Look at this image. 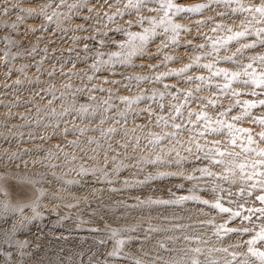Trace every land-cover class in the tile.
Returning a JSON list of instances; mask_svg holds the SVG:
<instances>
[{"label": "rangeland", "instance_id": "1", "mask_svg": "<svg viewBox=\"0 0 264 264\" xmlns=\"http://www.w3.org/2000/svg\"><path fill=\"white\" fill-rule=\"evenodd\" d=\"M29 1H31V2H29ZM28 2L32 3V2H35V0H28ZM175 2L178 3L177 0H175ZM208 2H210V1H208ZM208 2H206V3H208ZM202 3H204V2H202ZM261 3H264V0H241V4L245 8L259 6ZM47 4L48 3H46V5ZM210 4H211V2H210ZM215 4L216 3H213L214 6H215ZM49 5H51L53 8L59 7V5L57 3L51 4L49 2L48 6ZM48 6H46V7H48ZM214 6H212V7L210 6V8H211L210 10L205 9L201 13H193V14H189V15L188 14H186V15L182 14L181 17H174L175 20L176 19L181 20V21H176L178 24H181L186 29L188 28V31H181L180 32L179 37H178V42L177 43H171V41L169 40L170 34H164L162 29L161 30L157 29V35L158 36H156L154 38V40H152L155 43L150 41L153 44L150 42H149L150 44H148V49L150 50V52L149 51L145 52L146 50L144 48H147V46H146L147 44H146L145 45L146 47L144 46V48H143L145 51H144V53H142V57L133 55L131 58H129V63L133 64V65L130 64V66H133L134 69H136V70L139 69L140 73L144 72L146 76L149 75V77H146V78H150L153 81L154 80L158 81L159 83L161 81L160 84H162V85H160L158 82L157 83L160 85V87L164 86L162 88V90L167 88V87H165L166 84H167V86L169 85L167 88L168 90L170 88H172L171 90H169L171 97L168 93L169 96L168 97L166 96L167 97L166 98L164 95L165 94L167 95V93L165 92V90L167 91V89L164 90V94L162 96V97H164V99L160 98V99H162V101L164 100L163 103H165V104H167V102L172 103L174 101L175 96L176 97L181 96L180 98L182 99V101L181 100L180 101L183 104H185V103L187 104L186 106L183 105V107H186V109L193 107V108L188 109L189 111L191 110L190 112L196 113V112L206 111L208 116L213 121H215L217 118H220V119H228L229 122H233L230 119L231 116L240 115L241 109L234 107L233 112H230L227 117H219L218 114L220 111H222V109L232 108L233 106H235L236 102H234V104H233L232 103L233 101H230L232 99L234 100V98H229L230 100L228 99V96L231 94V93L229 94V91H228V94L224 93V94H226V97H224V94H221L220 92H218L217 95L220 93L221 95H223V96H221L219 94L221 97H223V99H226V100L228 99V101H230V102L227 101V103H226L225 100H221V97L219 98V96H218V99H220V101H224V102L219 103V100H217V97L214 96V95H216V92H217V91H214V89L217 90L216 87L214 86V82H213V81H215V78H213V80L209 83L207 78L210 76V73L209 72L206 73L205 72L206 70L204 68L199 67V69H198L197 66L196 67L194 66L191 69V70L194 69L192 71L194 73H191V71H190L188 73H181L179 75H170L171 73H180L181 69L185 68L187 65H190V64H192V65L193 64L194 65H197V64L203 65V64H209V63H211V64L214 63L215 65H217V67L219 66V68H225L229 71H242V70H244V68L246 67L247 64L252 63L253 67L255 68L257 73L264 71V64H261L260 62H254V61H251L248 59L249 57H252V56L264 54V47H257L255 49H243L241 47V45H243L245 43H252L256 39V37L254 35H249L245 38H241L238 41L231 42L228 45L227 50L221 49L218 55L213 50V48L211 47L212 41L224 39L228 35L232 34L231 32L228 31L229 28L232 29V32L244 31L245 28L254 32L257 29L264 28V22H258V21H260L259 14L248 13V12H235L234 13V12H232V8L239 7V5H236V4H232L230 6H225L224 4L223 5L217 4V6L215 8H214ZM0 10L2 11L1 8H0ZM145 11H143V13ZM141 13H142V11H141ZM145 13L146 14H144V15H148V11H146ZM205 13H206V15H204ZM1 14L2 13L0 12V16H1L0 21H1L2 16H3V14L2 15ZM72 15H73V12L70 13V16H72ZM202 16L204 19L202 18ZM160 17H158L157 19H159ZM175 20H174V22H175ZM201 21H203V22L205 21L204 24ZM199 23H200V25H199ZM205 24H207V25L210 24V25H208V27H207V25H205ZM216 25H223L224 27L218 29L217 31H215L213 33L212 29L214 27H216ZM236 25H238V26L240 25V27H238ZM241 25H244V27H241ZM235 26L240 28V29H236ZM19 27H20V29L24 28V30H25V27H23V25L19 26ZM149 27H151V25ZM202 27H203V29H202ZM205 27H206V29H204ZM209 27H210V29H208ZM200 28H201V30H200ZM27 29L25 31H27ZM206 30H207V32H206ZM22 31H23V29H22ZM25 31H23V32H25ZM66 31L67 30H65L64 34H66ZM159 31H160V33H159ZM156 43L159 44L158 47H157V45H155ZM151 45H152L151 48L154 51L156 50L157 52H153V50L150 48ZM153 45H155L157 48L154 47ZM165 45H167V46H165ZM201 45H204V47H200ZM238 48L240 49L239 52L237 51ZM15 52H16L15 49L10 50L8 55H7L8 62L10 63L11 68H13V67L16 68L18 66V63L16 62V58H15ZM152 52H153V54H150V55L148 54V53H152ZM158 52L160 53V55L158 54ZM155 54H157V55H155ZM143 55H145V56H143ZM233 55H234V59H235L234 63L233 62H223V57L233 56ZM197 57H200L199 61H196ZM218 60L220 61L219 63H217ZM54 61H56V60H54ZM142 62L143 63L146 62V63L143 64ZM197 70H199V72ZM213 70H215V68ZM195 71L198 72L199 74L201 73L203 76L206 73L204 76L205 77L204 82H201V81L195 79V77H197L199 75V74L196 75L197 73ZM249 71H251V69H249ZM202 72H204V73H202ZM193 74L196 76H194ZM150 76H152L153 78ZM158 76L162 77L160 81L156 79V77H158ZM189 77H192L193 79L191 81H189ZM217 79L218 78H216V80ZM220 79H222V78H220ZM108 80L110 81L112 79H107L106 81H104V83L106 82L105 85L107 84V82H109ZM117 80L116 81L119 82L118 85L116 82L114 83V81H115L114 79L111 81L114 83V85L111 83V85L113 86L112 90L115 88L114 90L116 93H113L114 91L112 92V90L108 91V92H110L109 93L110 95H113L112 98L116 102H118L120 100V97L123 93H124L123 95L126 94L128 96V95L135 94V93L137 94L138 92L140 93L142 90V88H140L141 86L138 87L139 85L137 84L138 85L137 86L136 84H133L134 82L132 83V85L131 84L129 85V83H127L129 80H127V79H125V80H127L126 83H125L124 79L123 80L117 79ZM119 80H121V82L124 81V83H121ZM148 81L151 83L153 82L149 79H148ZM148 81L146 83H149ZM162 82H164V83H162ZM212 83H213V85H211ZM108 84H109V86H108ZM108 84H107L108 87L107 86L106 87L108 89H110L109 88V87H111L110 82ZM233 84H235V82ZM238 84H235L232 86L233 88L235 86L237 87L238 91H236V87L234 88V91H236V92H239V89H240L239 88L240 84L239 85ZM16 85H17V87H16ZM16 85L14 84L13 86H15V88H18V89L19 88L22 89V86L24 89H25V87H28L30 89H32L31 87H33L32 85L30 87V86H28V85L26 86L24 84L20 86L19 83H16ZM116 85L118 86L117 88L115 87ZM13 86L11 87V90L17 91L18 89L15 90V88ZM197 87L200 88L199 91H196ZM35 88H38V87H35ZM248 88H250V90H251L252 87L249 86ZM21 89H19V91H21ZM30 89H29V91H30ZM38 89L31 90L30 91L31 93L27 89L28 92H26V93L31 95L32 97L31 96L30 97L34 100V98H36L35 96L39 92ZM97 89L93 88V90H92L93 100L97 104L102 106L103 105L102 97H97V95H99L101 90L104 89L107 92L108 89H105V86L103 88H99L98 90H100V91H98ZM212 90L214 92H212ZM253 90H255V89H253ZM41 91L42 90H40V93H39L40 95L42 94ZM97 91L99 93H97ZM174 91H176L177 93H175ZM232 91H233V89H231V92ZM171 92L172 93L174 92L175 94H177V95L179 94V95L177 96L173 93L174 96H172ZM189 92L192 93L193 99L186 100L185 94L189 93ZM212 93H215V94H212ZM32 94H35V95H32ZM39 94H38V96L40 97ZM212 95H213V98H215L214 101L216 103H218L217 105H220L222 107H213L207 103L208 100H213ZM116 97H117V99L119 98L118 101H117ZM169 97L173 101H170L168 99ZM244 97L248 98V96H243V98ZM251 97H254V96H249L248 99H250ZM112 98H111V100H112ZM241 98H242V96L239 97L240 100H241ZM254 98H251V100H253ZM256 98H255V100H256ZM260 98H264V96H261ZM37 99H39V98H36L35 100H37ZM160 99H157L156 103H158V101ZM242 101H243V99H242ZM61 103L62 102H55L54 106L57 109H61L62 108ZM223 103L227 104L228 107L227 106L223 107V105H224ZM228 103H230V104L232 103V105H230L231 107L229 106ZM158 104L160 105V103H158ZM159 105L156 104L155 105L156 108L159 107ZM225 107H227V108H225ZM235 109H239V111L235 110ZM184 110H185V108H184ZM188 110L187 111L185 110V112H184L182 109V111H183V112H181L182 115L184 113L185 114L187 113L186 115H183V117H182V115L179 117L176 116V112H174L171 115H167L165 117H166V128H167V131L169 132V133L167 132L168 137L166 140H168L167 142L171 143L172 146H174L175 152H174L173 156H174V158L177 157L176 158L177 160L174 158L173 159L178 162V165L175 166V169L178 168L179 169L177 171L178 173L180 171L183 173V175L185 174V178L181 174L182 175L181 177H183L182 179H184V184L181 186H185V187L189 186V188H187V187H186L187 189H185V187L182 188L180 185H177V183H174L173 181H168V180L165 181L162 178L158 179V177L156 176L157 180L155 178H152L154 180H150L151 177H149L146 179V181L148 180L147 183H145L146 181H144L145 184L140 185V186L143 185L142 187L138 186L139 187V188L137 187L138 189L136 188L134 190H131V191L127 192V193H129L128 195H122L120 197L115 196L114 190L116 188V185H115L114 181H115V177H116L115 173L117 170L120 169L121 165L118 167L114 166L115 170L110 171L107 167L97 165L96 163L90 164L89 167H79V165L74 163V161H70L71 165L65 166V169L61 171L59 168L60 166H57L56 164L58 163V161H64L66 159V157H65L66 155L64 153H66L67 151L69 152V149L67 151H66V149L69 146L72 147L71 144H74L73 142L68 143V146L66 144L67 142L60 143V146H61V144H64L61 146L62 148L59 145L58 146L55 145L57 148H55L54 152L57 153L58 156L56 159H53L52 161L50 160L47 162V163H49V162L53 163V165L49 163L51 166L48 164H47L48 166H46V164H44L47 161L46 160L47 158L45 157V155L47 156L46 150H48V147H44V150L46 149L44 151L43 149H40L39 147L38 148H31L29 146L28 147L22 146V144L24 145V143L28 144L30 142L31 139L29 140V138H32V140H34L36 138V140H34V141H38V142L45 141V140H43L45 138L46 140L48 139V141L47 142L45 141L43 143H48L50 141L49 139H51V137L54 134L57 135V133H60L63 130V127L59 126V124H58L59 119H58L57 115H50L49 113H43L40 116V123L38 125H36L35 127L33 126L34 129H32V131L30 130L31 133L26 132V130L28 128H31L30 126L28 128H26V130L22 129L26 133L25 132L23 133L22 131H20L22 133H19L18 128H17V130H13L14 128L12 129V127L9 128L10 131L8 130V132H7L8 135H5L6 134L5 131H3L4 132L3 134L1 132V134H2V135H0V168L1 169L2 168L4 170L7 169L8 171H13V172L18 171V173L22 172L21 174H23L25 172L23 175H27V176L32 175L30 177H33V178L34 177L46 178V179H50V181L53 179V178H51L52 175H54L55 173H57V175L56 174H55L56 176L54 175V178L56 180L55 179H54L55 181L52 180L54 182H52L53 187L50 190L51 192L49 191V193L44 196L45 198L43 199V201H46V202H40V197H42L41 196L42 193L37 190V193L34 194L32 197H30L29 200L26 199V201H19L16 203L7 201L8 205L10 203V205H9V208L11 207L10 209H12V208L18 209V208L23 207L24 208L23 212L16 211L15 213L14 212L13 213L12 212L4 213L3 211H0V264H121L122 262H123L122 264H127V261H128V264L129 263L132 264L134 260L136 262H139V264H141V263H143V264H190V258L194 255H196L197 258L201 261V264H204L203 260H205V259L209 260V261H211V260L222 261L223 259L230 258L229 253L232 251H243V252L245 251L246 252L247 251L246 246H244L240 249H236L233 247V245L240 244L243 241H247L246 236H247V238L251 239L250 236L248 237V234L240 235L238 233H228L227 235H224L223 233H221V235L219 237L218 236L216 237L214 235V233H213V231L215 232L214 225L215 224L217 225V223L220 224L221 219H223L222 224L225 223L226 220H225V222H223L224 219H226L225 215L227 216L229 214L219 213L218 210L211 208L209 205L211 203L215 202L217 196L219 195V196L223 197V199L221 200L223 205L225 207H231L234 211L237 210V202H243L245 204L246 208L247 207L259 208L262 205L259 203V201L255 200V197L257 195H264V191L260 190L259 185H257L256 189H251L249 183H242L239 179L238 170H237V176L235 177V179L237 180V183L236 184H229L223 180H218L216 178L219 175L225 174L224 169L221 166H211V165H209V162H207L208 163V166H207L206 165L207 163L205 164L202 161H200L201 163H199L197 155L200 152H197V149L195 148V146H196L195 144L196 143L200 144L201 143L200 140L203 139L202 142L204 143L205 142L204 140L208 141L209 143L208 142H205V143L208 144V147H211L212 146L211 142H213L211 140L215 141V139H214L215 135H213V136L211 135L213 138L210 135H207V136H205V138L207 137L206 139H204L203 137H201L202 139H200V138L195 139L196 137H200L195 133V131L197 129L196 127L197 126L199 127L200 123H199V121L197 123L195 122V121H197V118L195 115L189 116ZM234 110H235V112H234ZM258 110H259V108H258ZM258 110L257 111H256V109L253 110L254 116L264 117V116H261L263 112H261L260 110L258 111ZM3 113H1V114H3ZM5 113H6V110H5ZM259 113H261V115H259ZM263 115H264V113H263ZM173 118H174V121L172 120ZM176 118H178V119L182 118L183 120L181 119L182 120V122H181L180 120H178ZM171 120L173 123L171 122ZM143 121L144 120H142L141 116H139L138 114H135V115H133V117H131L129 115V117L127 119H125L124 122L131 124L132 122L141 123ZM175 121L176 122L178 121L179 125H180V123L183 124L180 126H182V127L184 126L183 128H181L182 130L179 129V131L181 130L182 133H184V135H183L184 137L182 136L183 137L182 139L178 135L179 134L177 132L178 129L172 127V125L175 123ZM62 122L64 123V127H70L73 125V120L71 119V117H69L67 115L62 116ZM170 122L172 123L171 126L169 125V124H171ZM235 123H236L237 127L249 129L253 133V139L256 141L255 144L260 143L262 145V147L260 145L261 148L258 149L257 145L253 144L254 148H256L257 150L264 149V146H263L264 144L262 142H260L259 138H258V134L261 131H264V128L255 125L253 123V121L250 119H246L244 121L235 122ZM194 124H195V126L196 125L197 126L195 127ZM191 125L194 128H192ZM149 126H151V124ZM185 126L187 128H185ZM151 127L158 130V134L162 133V132L159 133V131H161L160 128H158L156 126H151ZM201 127H202V125L199 127V130L201 129ZM191 129H193V130H191ZM201 130H203V129H201ZM27 131H29V130H27ZM174 131H175V133H174ZM176 132L178 134H176ZM196 132L198 133V130ZM194 133H195V135H194ZM160 135H162V134H160ZM220 136L221 135H218V137L215 136V138H218V141L221 142L222 150L233 151V148L228 143H226V141L229 140V137L227 135H225L224 137H228V138H224L223 136H221V139H220L219 138ZM27 138H28V141H25V140H27ZM37 138L38 139L40 138L39 139L40 141ZM41 140H43V141H41ZM166 140L163 141V143L166 142ZM193 140H199V141H197V142L195 141L196 142L195 143ZM51 141H52V139H51ZM167 142L165 144H167ZM173 143H174V145H173ZM203 143H201V147L206 148L207 146H205V143L204 144ZM149 144L150 143H148V142L143 143L141 146H138L139 150L150 149ZM76 145H77L76 151H72V149H73L72 148L70 150V152L72 151L73 153H76V154H82L84 151L88 150V153H94V154H98L101 156L104 155L106 152V147L103 143H96V142L89 141L87 143V147L84 143L79 144V145L76 144ZM63 146H64L65 151L63 150ZM138 147L135 146L133 148H138ZM258 147H259V144H258ZM50 148L51 147H49V150L54 149L53 147L51 149ZM189 149H191V151H189ZM73 150H75V148ZM235 151L240 152V148L237 147L235 149ZM177 153H179V155H177ZM183 156L193 157L192 159L190 157V160L194 159L193 163L196 164L198 162L199 165L198 164L196 166L194 164H193L194 166L190 165V164H192V162H189L187 164L186 161H184ZM195 157H197V159ZM42 159H44V161H45L44 163L42 162L43 161ZM258 159H260V158L254 156V155L246 157L245 154H243V153H241L239 156L235 157V160L237 163L246 161V163L249 166H251V164L255 163ZM174 160L170 159L169 163H171V161L174 162ZM166 161L168 162V160H166ZM167 162H166V164L164 162V165L167 166V164H168ZM48 167L51 168V170H52V168L53 169L55 168L56 171L58 169L59 170L57 172H55V171L51 172ZM204 167H210V170L213 172L214 175L212 177L206 176L207 178H205V175L201 176L203 174L201 172H199L198 169H201ZM44 170L45 171L49 170V171L45 172ZM39 171H40V173H39ZM89 171H94L97 174V176L98 175L101 176V179L100 180L96 179V181H93V180L82 181V179L80 180L79 174H77L78 176L76 175V173H78V172L87 173ZM247 171L250 172L251 167H249L247 169ZM257 171L258 172L264 171V168H257ZM42 172H45L46 174L44 173V175H43V174H41ZM49 172H51V173H49ZM48 173L51 175H48ZM52 173H54V174H52ZM40 174H41V176H39ZM157 174L160 175V171ZM58 176H59V178L61 177L63 179L60 178L58 180ZM186 176L187 177H194V179H189L190 183H188L189 180L187 179V183H188L187 184V183H185L186 182ZM77 177H78L79 181L77 180ZM199 177L201 180L198 179ZM201 177H204V178H201ZM74 178H76V179H74ZM202 179L204 181H202ZM207 179H209V180H207ZM212 179H214V180H212ZM259 179H264V177L258 176V177L254 178V180H259ZM74 180L77 182H74ZM164 181H165V184H164ZM167 181H168V184H167ZM201 181L203 183L205 182L204 184L207 187V189L205 188L204 185L202 186L203 183ZM219 181H221V182H219ZM46 182H47V180H46ZM48 182H49V180H48ZM48 182H47V184H48ZM206 182H210L212 188L209 187L210 186L209 183H207V185H206ZM156 183L158 184L159 188L156 186ZM172 183H174V184H172ZM213 183H214V185H220L224 189V192L223 193H214L213 188L215 186L214 185L212 186ZM42 184H44V183H42ZM151 184H153V186ZM171 184L175 185V186H173V188L171 187V189H173V190H174V188L176 190L178 189L175 192H178V191L181 192L182 191L181 195L186 194V196L193 194L191 191L192 189H194V188L197 189V191L195 192V195L199 196L200 200H208L209 205H205V204L201 203L200 200H193L196 202H193L192 200H190L193 203L190 201L186 202L183 200L184 202H186V204L189 203V204H187L189 206H187L183 201L179 200V198H181V195L179 196V194H178V196H176L177 194L176 195L174 194V196H176V198L179 197L178 199L173 198L174 199L173 201H176V202H174L175 204H177V205L174 204L176 207L173 204L166 206L165 205L166 199L163 198V192L162 191H164V189H166V187L170 188L169 186H172ZM164 185L165 186L167 185V186L165 187ZM151 186H152V188H151ZM199 186H201V188ZM0 188L5 190L4 189L5 186L3 185L2 182H0ZM202 188L205 190H203ZM241 188H244L247 191H252V193H253L252 196L247 197L246 200H244V201H240V198L237 194L239 193ZM184 190L185 191L188 190V192L186 191L184 193L183 192ZM229 192L232 193V196L228 195ZM160 194H162V195H160ZM34 196L36 198H34ZM149 200L164 201V203H153V204L141 203V201H149ZM230 200L233 202L229 203ZM35 201L37 203H35ZM39 202H40V204H38ZM181 202H183L185 205L182 204ZM194 203H196V204L194 205ZM34 204H36V205H34ZM181 205H184L185 207H189V208L191 206V208L190 209L186 208V209L182 210V208H185V207H182ZM173 206L175 208L171 209ZM177 206H179V207H177ZM33 209H35V210H33ZM47 211H50V212L54 211V213H56L53 216V218H51V221L45 219V216L43 215L44 212L46 213ZM57 214H59V215H57ZM33 215L34 216L36 215L37 218H39V220L41 218L42 221L40 220V222H42L44 225L45 224L46 225L44 226L42 223H40L37 218L33 217ZM56 215H57V217H60V218L55 217ZM121 215L123 217H126V218H123ZM166 215H168V216H166ZM40 216H42L43 219ZM69 216H71L70 219H68ZM162 216H164V217H162ZM201 217H203V221H200V220H202ZM31 218L34 220V222L37 221L39 223L36 224L37 222L34 223V222H32L33 220L29 222L28 220L29 219L31 220ZM118 218H120V220ZM161 218L162 219L166 218L167 220H168V218L169 219L171 218L172 220L170 219L171 220L170 222L171 223L173 222L172 227L167 228V229H153V228L151 229L150 226L152 225V222L155 223V221H157L158 219L160 220ZM196 218L201 223L206 221V218L209 219L206 221V224H208V225H204L205 223L201 224L202 226L198 225V224H200V222L197 223L198 221L196 220ZM204 218H205V220H204ZM162 219H161V221H163ZM211 219L213 220V222H216V221L217 222L215 224L210 223ZM55 220L57 222H58V220H60V222H58L59 224L57 222H55ZM85 221H86V224L101 226L102 228H99V229H101V231H99L98 233L97 232L96 233L95 232H92V233L87 232V234H86V232L84 233V231L83 232L79 231L80 233L78 231H73L74 230L73 228H75V230H76L77 227L80 226L81 224L84 225ZM195 221H197V222H195ZM208 221H210V222H208ZM259 221L260 220L258 218H256V216H253V223H251V224H249L247 221H242L240 218H236V219L230 220V221L227 220V226L231 227V228H238V229H242L243 227H249L250 232H251V234H249V235L252 236L253 233H255L256 231H259V225L261 223V221L260 222ZM31 222L33 223L32 226L30 224ZM49 222H54L56 225L58 224L57 227L63 226V227H61L62 230H59L61 228H57V227L55 228V224L53 226V223H50V225H51L50 226L48 224ZM67 222L69 223V225H67L68 224ZM192 222H193V224H192ZM194 222L196 224H194ZM256 222H258L259 224ZM65 223H66V225H65ZM74 223H77L78 226L76 227L74 225ZM254 223L257 224L258 226L257 225L255 226ZM28 224H30V225L27 226L28 228H26V225H28ZM70 224H72L74 227L71 226ZM48 225H49V227H48ZM194 225L197 227L201 226L200 229L201 228H203V229L198 230L199 227L195 228ZM209 225H211V226H209ZM52 226L54 228H52ZM144 226L145 227L149 226L146 228H150V229L148 231L147 230L143 231V230H145ZM204 226H206V227L208 226V227L206 228ZM15 227L17 229H20V230L22 229V227H25L26 230L22 229L23 231L22 230L18 231ZM29 227L33 228V229L31 231H29V229H30ZM69 227H70V229H69ZM191 227H193L195 229H192ZM65 228L68 230L67 233H70L73 231L71 233V235L70 234L66 235L67 230ZM14 229H16V231H18L19 233L16 232ZM132 229H134V231ZM196 229L198 231H196ZM63 230H65V231H63ZM114 230L119 233V236L114 237L112 235V232ZM138 230H139V232H138ZM140 230L143 232L141 233ZM60 231H62L63 233L61 232L62 234H60L59 233ZM24 232H25V234H27L26 237L24 235ZM30 232L31 233L33 232L34 234L31 235ZM74 232L75 233L78 232L80 235L79 234H78L79 236L75 235ZM199 232H202L201 234L204 237L202 240L207 241L206 243L191 242V241L185 239L186 236L187 237H194V236L200 237L201 234ZM204 232H206L207 234ZM208 233H209V236H208ZM20 234H21V236H20ZM22 235H23V237H22ZM140 235H142L144 237L143 238L144 240L142 239V236H140ZM205 235H207V237ZM18 236L22 237V239H25V238H28V239L22 240L21 238H18ZM135 237L138 239V241L136 240ZM201 238H202V236H201ZM207 238H209V239H207ZM119 239H123L125 241V243L123 245L118 246L117 240H119ZM140 239L143 241H141ZM194 247H200L202 249V253L201 254H195V253L188 251V249L194 248ZM245 247H246V249H245ZM257 247H259L261 249L263 248L262 250H264V242L259 243L257 245ZM220 248H228L229 253L213 251V249H220ZM113 251H116L117 253H119V255L121 253H123V255H125L126 257L128 254V256H130L129 257L130 260L127 259L128 257L126 259H123V261H122V259L120 261V259L116 260V258H112V257H114V255H111V253ZM124 253H127V254H124ZM119 255H117V256H119ZM132 258H134V259H132ZM124 261H126V262H124ZM140 261H141V263H140ZM136 262H134L133 264H137Z\"/></svg>", "mask_w": 264, "mask_h": 264}, {"label": "bare ground", "instance_id": "2", "mask_svg": "<svg viewBox=\"0 0 264 264\" xmlns=\"http://www.w3.org/2000/svg\"><path fill=\"white\" fill-rule=\"evenodd\" d=\"M205 1L208 2L210 0H177L178 4H180L181 6H184V7H189V6H192L195 4H201L202 2L206 3ZM29 2H31V1H29ZM29 2H28V0H0V6H1L0 8L3 11L2 12L0 10V12L3 14L2 19L0 21V135H2L4 133L3 131H5V133H6L5 135H8L7 132L9 130V128H11V127H12V129L14 128L13 130H17V128H18L19 133H22V132L24 133L25 131L22 129L26 130V128H28L30 126L31 128H28L27 130H29V131L26 130V132L31 133L30 130L32 131V129H34V127L40 123V116L43 113H49L50 115H57L58 119H59L58 124L60 127H63V130L60 133H57V135L54 134L51 137L52 141H51V139H49L50 141L48 143L50 145L48 143H43L45 141L46 142L48 141V139L46 140L44 137H43L44 138L43 140H45V141L41 140L43 142L34 141V140H36V138L35 139L33 138L34 140H32V138H29V140L31 139L32 141L30 140V142L28 144L24 143L25 146L22 144L23 147H28V146L31 148H38L39 147L40 149H43V150H44V147H48V150H49V147H51V148L53 147L54 149L50 148L51 150H49V151L45 149L48 152V153L46 152L47 156L45 155V157L47 158L46 159L47 161L45 162L44 161L45 158L43 157L44 159H42L43 160L42 162L43 163L45 162L44 164H46V166H48L50 164L53 165V163L49 162L50 163L49 164L47 162L50 160L52 161L53 159H56L58 156V154L54 152L55 148H57L55 145L60 146V143L67 142L66 144L68 146V143L73 142L74 144H71L72 147L69 146L66 149V151L69 149V152L67 151L66 153H64L66 155L65 156L66 159L64 161H58V163L56 165L60 166L59 168L61 171L65 169V166L71 165L70 161H74V163L79 165V167H89L90 164L96 163L97 165L107 167L110 171L115 170L114 166L118 167L121 165L120 169L117 170L115 173L116 177H115L114 183L116 185V188H115L114 192H115V196H117V197H120L122 195H128L129 193H127V192L136 189L141 184L147 183L148 180L146 181V179L149 177H151L150 180H154L152 178L156 179V176H157L158 179L162 178L165 181L166 180L173 181L174 183H177V185H180V186L183 185L184 179H182V178L183 177L185 178V174L183 175V173L180 171H179V173H180L179 174L177 172L179 169L178 168L175 169V166L178 165V162L176 161L177 157L174 158V156H173L174 152H175V148H174V146H172L171 143L167 142L168 140H166L169 132L167 131V128H166V117L165 116L171 115L174 112H176L177 107H180L181 112H183V111L185 112V110L187 111L188 109L193 108V107H190L187 109H186V107H183V105L186 106L187 104L186 103L183 104L181 102L182 101V99L180 98L181 96L180 97L175 96L174 101L172 99H170L171 95L169 93V90H171L172 88H170L168 90L167 89L168 87H167V88H165V89H167V91L165 89L162 90V88L164 86L160 87V85H162V84H160L161 79L159 80L160 83L158 81L154 80L156 82L155 83L150 78L139 79V80L136 79L137 77L146 78V77H149V75L146 76L144 72L140 73L139 69H138L139 70L138 71V70L134 69L133 66H130V64H132V63H129V59H127L124 62H121L120 60H116V59L111 57L112 53L125 51L124 49L117 47V45L127 42L128 36L125 35V33H127V32H131V33L143 32L144 28H149V26H150L149 23H147V18H149V17L158 18L163 13L160 11H148V15H144V14H146L145 12L147 10L146 11L142 10V13L140 11L139 13L129 14V10L123 6L126 3V0H35V2H32V3H29ZM49 2L51 4L57 3L59 5V7L53 8L51 5L48 6ZM46 3H48V4L46 5ZM208 3H210V2H208ZM221 5H223V4H221ZM44 6L45 7L48 6V7L45 8ZM210 6L211 7L214 6L213 3H211ZM216 6H217V4H215L214 8ZM146 7L149 9H153V8H156L157 6L154 4H149ZM210 9L211 8H208V10H210ZM5 11H7V14H5ZM143 11H145V12L143 13ZM71 12H73L72 16H70ZM29 13H32V15H29ZM120 13H124V15L121 16ZM53 14H55V15H53ZM204 15H206V13ZM203 16H202V18H203ZM47 17H51V19L49 20V19H47ZM109 17H112V19H109ZM141 17L145 18V22H144L143 26H140V24H139V20L141 19ZM176 21H181V20L176 19L175 23H177ZM204 22H202V23L204 24ZM22 25H23V27H25V30L28 28L27 31H25L24 28L20 29L19 26H22ZM199 25H200V23H199ZM205 25H207V24H205ZM208 25H210V24H208ZM208 25H207V27H208ZM236 26H238V25H236ZM203 27H202V29H203ZM238 27H240V25ZM238 27H236V29H240ZM22 29L25 32H23ZM117 29H119L120 31H117ZM204 29H206V27ZM208 29H210V27ZM65 30H67L66 34H64ZM158 30H161V29H158ZM200 30H201V28H200ZM207 30H206V32H207ZM212 32L214 33V31H212ZM159 33H160V31H159ZM152 42H154V41H152ZM152 42H150V43H152ZM150 43H148V44H150ZM148 44L146 45L147 48L143 47L146 51L142 48L139 50V52L135 56H141L142 57V53H144V51L150 52V50L148 49ZM155 45H157V47L159 46V44H157V43ZM155 45H153V46L156 47ZM151 47H152V45L150 46V48ZM13 49L16 50L15 58H16V62L18 63V66L16 68L15 67L11 68L10 63L8 62V57H7L9 51L13 50ZM153 52H157V51L153 50ZM153 52L148 53V54L149 55L153 54ZM158 54L160 55L159 52H158ZM145 55H143V56H145ZM155 55H157V54H155ZM54 60H56V61H54ZM144 63H146V62H144ZM212 64H214V63H212ZM94 65H95V67H93ZM215 66L217 67V65H215ZM215 66H214V68H215ZM197 68L199 69L198 66H197ZM193 70H190L191 73H194V72H192ZM197 71L199 72V70H197ZM198 72H196L197 74L196 73L195 74L198 75L199 74ZM205 72L207 73L208 71L206 70ZM202 73H204V72H202ZM205 74H204V76H205ZM196 75H194V76H196ZM199 75L203 76L201 73ZM150 77H152V76H150ZM107 79H112V80L114 79L115 80L114 83L116 82L117 85L119 83V82H117L118 81L117 79H122V80L127 79L130 82L131 81L132 82L130 83L129 81L127 82V80H125V83L127 82V83H129V85L130 84L132 85V83L134 82L133 84H136V85L138 84L139 86L138 85L137 86L138 87L141 86L140 88H142V90L140 89L141 90L140 93L138 92L137 94L135 93V94H131L128 96L126 94H125L126 96L123 95L124 94L123 93L121 95L119 101H118L119 98L117 99V97H116V99L118 101V102H116L112 98L113 95H110L109 94L110 92H108V91H111L113 88L111 83L113 85H114V83L111 82L112 80H110V81L108 80L110 82V85H111V87H109L110 89H108L107 87L109 86V84H108L109 82H107L108 86H107V84L105 85L106 82L104 83V81H106ZM148 79L153 81L154 83L149 82ZM146 80L149 83H146L147 82ZM119 81L121 82V80H119ZM213 82H214V86L216 84L222 85L224 83V81L220 78H218L217 80L215 78V81H213ZM16 83H19L20 86L24 84V85H26V86L28 85L30 87L32 85L33 87H31L32 89H30L28 87H25V89H24L22 86V89L19 88V89H21V91H19L18 88H15V86H13L14 84L16 85ZM121 83H124V81H122ZM162 83H164V82H162ZM238 83L235 82V84H238ZM235 84H233V85H235ZM17 85H16V87H17ZM117 85L115 86L116 88L118 87ZM211 85H213V83ZM12 86L15 88V90H17V89L18 90L17 91L11 90ZM34 86L38 87L39 89L35 88ZM104 86H105V89H108L107 92L104 89H103L104 91L98 90L99 88H103ZM239 86L238 87L240 88L239 89L240 93H251L253 91H258V92L260 91L259 89L253 90L254 89L253 87L250 90V88H248L249 86H244V85L242 86V84H240ZM34 88L38 89V91H39L38 94L40 93V90H42L41 91L42 94L41 95L39 94L40 97L38 96V94L35 96L36 98H39L37 100H35L36 98H34V100H33L31 98L32 96L29 95L28 93H26L29 91V89H30V91L35 90ZM93 88H95V89L98 88L97 90L100 91V93L97 91V93H99V95H97V97H102V100H103L102 106L97 104L93 100V95H92ZM234 88L232 87L233 91H234ZM27 89H28V91H27ZM114 89L112 90V92L114 91L113 93H116ZM164 90L167 93V95L166 94L164 95L165 97L166 96L168 97L170 95V97L168 99L170 101H173L172 103L170 102L171 104L168 103L167 101H166L167 104H165V103H163L164 100L162 101V99H160V98L164 99V97H162L164 94ZM214 91H217L216 95H214V96L217 97V100H219V103L224 102V101H220V99H218V96L220 98L223 95H221L220 93L219 94L221 96L219 94L217 95V93L219 92L218 90L214 89ZM214 91L212 90V92H214ZM236 91H238L237 87H236ZM174 92L177 93L176 91H174ZM168 93H169V95H168ZM173 93H172V96H174ZM230 93H231V90H229V94ZM35 94H32V95H35ZM212 94H215V93H212ZM226 94H228V92ZM226 94H224V97H226ZM175 95H177V94H175ZM229 96H228V99L232 98L231 94ZM241 96H242L241 101H242V99L243 100H245V99L251 100V98H254V97H251L250 99H248L249 96H251V95H241ZM243 96H248V98L244 97L245 98L244 99ZM137 97H143V99H141L139 101V103H134V104H128V103L124 102L125 99L133 100ZM111 98H112V100H111ZM255 98L253 100H255ZM157 99H160L158 101V103H160V105L158 103H156ZM212 99L215 100V98H213V95H212ZM228 99L226 100V99H223V97H221V100H225L226 103H227ZM234 100L232 99L230 101H233L232 103L234 104V102H236V100L235 101ZM230 101H228V102H230ZM55 102H62L61 103L62 108L57 109L54 106ZM155 103L157 105H159V107L156 108ZM232 103L231 104L228 103L229 106L232 105ZM216 104H218V103H216ZM224 106L228 107L227 104H224L223 107ZM227 107H225V108H227ZM184 108H185V110H184ZM232 108H234V106ZM182 109H183V111H182ZM5 110H6V113H5ZM224 110H226V109H222V111H224ZM235 110L239 111V109H235ZM235 110H234V112H235ZM257 110L258 109H256V111ZM259 110L264 113V108H259ZM190 111L188 110V113ZM1 113H3V114H1ZM263 113H262V115H261V113H259V115L264 116ZM135 114H138L139 116H141L142 120H144V121L141 123L132 122L131 124L124 122L125 119H127L129 117V115L131 117H133V115H135ZM186 114L184 113L183 115H186ZM63 115H67V116L71 117V119L73 120L72 126L64 127V123L62 122V116ZM183 115H182V117H183ZM176 119H178V118H176ZM181 119L182 118H180L178 120H180L182 122L183 119L182 120ZM172 120L174 121V118ZM172 120H171V122H172ZM177 122L175 121L174 124H179V122L178 123ZM195 122L197 123L198 121H195ZM172 123L169 125L171 126ZM199 123H200V125H199V127H200L202 125V123L200 121H199ZM150 124H151V126H156V127L160 128L161 131H159V133L162 132V133H160L162 135L158 134V130L149 126ZM195 124H194V126H195ZM180 125H183V124L180 123ZM183 127L180 126L179 129H181ZM191 127H192V125H191ZM199 127L198 126L196 127L197 128L196 131L198 130V133L200 131H202L201 129H203L201 127V129L199 130ZM185 128H187V127L185 126ZM192 128H194V127H192ZM179 129L177 130V132L179 134L177 132H176V134H178L182 139L184 137L183 136L184 133H182V131H181L182 129L180 130L181 132L179 131ZM191 130H193V129H191ZM20 131H22V132H20ZM175 131H174V133H175ZM196 131H195V133L197 134ZM1 132H2V134H1ZM195 133H194V135H195ZM215 136L218 137V135H215ZM215 136H214V139H215V141H217L218 138H215ZM221 136L224 137L225 135H221ZM221 136L219 137L220 139H221ZM197 138L202 139L201 137H196L195 139H197ZM203 138L206 139L207 137L206 138L203 137ZM224 138H228V137H224ZM157 139H159V143H156V144L150 143L151 141L157 140ZM165 140H166L167 144H165L166 142L163 143V141H165ZM199 140H193V141L197 142ZM25 141H28V138ZM89 141L96 142V143H103L106 147L105 154L101 156V155L94 154V153H88V150L84 151L82 154H76V153L72 152V151H76V146H77L76 144L79 145V144L84 143L87 147V143ZM200 141H201V143H203L202 142L203 139ZM204 141L208 142L206 140H204ZM211 141H214V140H211ZM146 142L150 143L149 144L150 149L139 150L138 146H141L143 143H146ZM201 143H200V146H201ZM258 144H259V147H258ZM62 145H64V144H61V146ZM173 145H174V143H173ZM255 145H257L258 149L262 147V145L260 143H257ZM260 145H261V147H260ZM135 146H137L138 148H133ZM205 146L208 147V144L205 143ZM252 147H254V145H252ZM72 148L73 149L75 148V150H73ZM195 148H196V146H195ZM71 149H72V151L70 152ZM63 150H64V146H63ZM204 155L205 154L203 152L198 153L197 157H199L198 158L199 163H201L200 161L204 162L205 164L208 162L207 160H205L203 158ZM190 157L189 156H183V159H184V161H186L187 164L189 162H192V164H190V165H193L194 159L190 160ZM197 157H195V158L197 159ZM173 158L176 160H174ZM192 158L193 157H191V159ZM170 159L174 160V162L171 161V163H169ZM166 160H168V162ZM164 162H165V164H166V162L168 163L167 166L164 165ZM199 163L197 162L194 165L195 166L197 164L199 165ZM245 163H246V161H245ZM206 165L208 166V163ZM49 169L51 172H54V171L57 172L59 170L58 168H57L58 169L57 171L55 170V168L54 169L52 168L53 171L51 170V168H49ZM46 171H49V170H46ZM159 171H160V175L157 174V173H159ZM45 172H42L41 174L44 175ZM51 172H49V173H51ZM21 173L22 172L18 173V171L13 172V171H8L7 169L4 170L3 168L2 169L0 168V182H2L3 185L5 186V188H4L5 190L0 188V205H2L4 203L8 204L7 201L16 203L19 201H26V199L29 200L30 197H32L34 194L37 193V190L42 193L41 194L42 197L39 196L40 202H46V201H43V199L45 198L44 196L47 195L49 193V191L52 189V187H53L52 182H54L56 180L54 178V175L55 174L57 175V173H55V174L52 173L54 175H52V177L50 176L51 178H53L52 180L55 179L54 181H52V180L50 181V179L41 178V177H39V178L34 177L33 178V177H30L32 175H29V176L23 175L25 172L23 174H21ZM39 173H40V171H39ZM49 173H48V175H51ZM41 174L39 176H41ZM77 174H79L80 180L82 179V181H91V180L96 181V179H99V180L101 179V176L100 175L97 176V174L94 171H89L87 173L78 172V173H76V175ZM181 174L183 175V177H181L182 176ZM201 176H204V175H201ZM60 178L58 176V180ZM63 178H61V179H63ZM201 178H204V177H201ZM205 178H207V177L205 176ZM45 179L47 180V182L49 180L48 184H47ZM74 179H76V178H74ZM187 179H188V177L186 176V182L185 183H187ZM198 179L201 180L200 177ZM77 180H78V177H77ZM207 180H209V179H207ZM212 180H214V179H212ZM144 181H146V182L144 183ZM165 181H164V184H165ZM168 181H167V184H168ZM202 181H204V180L202 179ZM74 182H77V181L74 180ZM219 182H221V181H219ZM42 183H44V184H42ZM174 183H172V184H174ZM188 183H190V180ZM204 183L202 184V186L203 185L205 186ZM207 183H209L210 186L209 185L208 186L210 188H212L211 183L206 182V185H207ZM151 185L153 186V184H151ZM213 185H214V183L212 184V186ZM142 186H140V187H142ZM152 186H151V188H152ZM156 186L158 187L157 183H156ZM173 186H175V185L169 186L170 188L166 187V189H164V191L161 190L162 186L160 187L161 188L160 190L163 192V198L166 199V203H165L166 206H169L170 204L174 205L175 204L174 202H176V201H173V200L176 198V196H178V194H179V196L182 194V191L181 192L180 191L175 192L178 189L177 190L175 188H174V190L171 189V187L173 188ZM214 186H216V185H214ZM184 187L185 186H183L182 188H184ZM186 187H185V189L189 188V186L187 188ZM199 187L201 188V186H199ZM205 188L207 189L206 186H205ZM203 190H205V189H203ZM186 191L188 192V190H186ZM186 191L184 190L183 192L185 193ZM5 193H7V194H5ZM174 194L175 195L177 194V195L174 196ZM160 195H162V194H160ZM184 195L186 196V194H184ZM184 195H181V197ZM34 198H36V197L34 196ZM178 198H176V199H178ZM179 200L183 201L180 198H179ZM36 201H35V203H37ZM184 201L188 202L190 200H184ZM192 201H190V202H192ZM40 202L38 204H40ZM183 202H181V203L186 204V202H184V203ZM193 202H196V201H193ZM187 204H189V203H187ZM195 204L196 203H194V205ZM9 205H10V203H9ZM34 205H36V204H34ZM175 205H177V204H175ZM184 205H181V206L185 207ZM174 206L171 209H174L176 207V206L175 207ZM187 206H189V205H187ZM177 207H179V206H177ZM186 208H189V207L182 208V210L186 209ZM190 208H191V206H190ZM55 214L56 213H54V211L53 212L47 211L46 213L44 212L43 215L45 216V219L51 221V218H53V216ZM57 215H59V214H57ZM57 215L55 217H57ZM166 216H168V215H166ZM33 217L37 218L36 215L35 216L33 215ZM40 217H42V216H40ZM70 217L71 216H69L68 219H70ZM162 217H164V216H162ZM225 217H226V219H224L223 222H225V220L226 221L228 220L227 219L228 215L227 216L225 215ZM32 218H31V220L29 219L28 221L29 222L32 221L33 220ZM57 218H60V217H57ZM123 218H126V217H123ZM166 218L165 219L161 218L163 221H161V219L160 220L158 219L159 221L157 220V221H155V223L152 222V225H151L152 227L150 226V228L151 229L152 228L153 229L171 228L173 222L171 223L170 221L172 219L170 218L171 219L170 220L168 218V220H167ZM201 218H202V220H200V219L199 220L203 221V217H201ZM37 219L39 220V218H37ZM42 219H43V217H42ZM118 219L120 220V218H118ZM40 220H41V218H40ZM40 220H39V222H40ZM196 220L198 221L197 218H196ZM204 220H205V218H204ZM207 220H209V219L206 218V221ZM222 220L223 219H221V223L219 222L220 224H222ZM197 221H195V222H197ZM200 221H198L197 223H199ZM206 221L203 222V223H205L204 225H208V224H206ZM32 222H34V220ZM32 222L30 223L31 226L33 224ZM36 222H34V223H36ZM39 222H37L36 224H38ZM55 222H57V221L55 220ZM58 222H60V220H58ZM195 222H194V224H196ZM208 222H210V221H208ZM216 222H213V220L211 219L210 223L215 224ZM40 223H42V222H40ZM50 223H53V226L55 224L54 222H49L48 224L50 225ZM77 223H74V225L76 227L78 226ZM203 223L200 222V224H198V225H201ZM256 223H258V222H256ZM30 224L26 225V228H28L27 226H29ZM58 224L57 225L55 224V228L58 226ZM192 224H193V222H192ZM49 225H48V227H49ZM65 225H66V223H65ZM67 225H69V223ZM70 225L73 226L72 224H70ZM211 225H209V226H211ZM256 225L257 224H255V226ZM53 226H52V228H54ZM201 226H198L199 228L197 226H195V228H198V230H199ZM61 227H63V226H61ZM61 227H57V228H61ZM70 227H69V229H70ZM146 227H149V226H146ZM146 227H145V230H143V231H146V230L148 231L150 229V228H146ZM193 227H191V228L195 229ZM204 227H206V226H204ZM26 228L22 227V229H24V230H26ZM99 228H102V227L86 224V221H85L84 225L81 224L80 226L77 227L76 230H75V228H73L74 229L73 231H78V232L84 231V233L86 232V234H87V232L88 233L89 232H91V233L97 232L98 233L99 231H101V229H99ZM16 229H14V230L16 231ZM32 229L33 228H30L29 231H31ZM201 229H203V228H201ZM17 230L19 231L20 229H17ZM59 230H62V228ZM198 230L196 229V231H198ZM18 231H16V232H18ZM63 231H65V230H63ZM143 231H141V233ZM33 232L32 233L30 232L31 235L35 233V232L34 233ZM61 232L62 231H60L59 233L62 234L63 232L62 233ZM67 232H68V230L66 231V233ZM72 232L67 233L66 235H68V234L71 235ZM78 232L77 233L74 232V234L78 235L80 233V232L79 233ZM138 232H139V230H138ZM202 232H199V233L201 234ZM204 233H206V232H204ZM213 233H214V231H213ZM253 234H255V233H253ZM24 235L26 237L27 234H25V232H24ZM20 236H21V234H20ZM20 236H18V238L22 239L23 235H22V237H20ZM140 236H142V235H140ZM201 236H202L201 239H203L204 237L202 234H201ZM205 236L207 237V235H205ZM208 236H209V233H208ZM249 236L251 237V235L248 234V237ZM143 238L144 237L142 236V239ZM25 239H28V238H25ZM25 239H22V240H25ZM207 239H209V238H207ZM246 239L248 240L250 238H247V236H246ZM136 240L138 241L137 238H136ZM143 240H141V241H143ZM245 249H246V247H245ZM121 254L119 255V253H117V255H119V256L114 255V257H112V258H116V260L120 259V261L122 259V261H123V259H126L128 257L127 259L130 260L129 259L130 256H128L127 253H124V254H127V257L125 255H123V253H121ZM132 259H134V258H132ZM126 261H124V262H126ZM204 261H206V259L203 260V263H204ZM134 262H136V261L134 260L133 263ZM140 263H141V261H140ZM127 264H128V261H127ZM141 264H143V263H141Z\"/></svg>", "mask_w": 264, "mask_h": 264}, {"label": "snow or ice", "instance_id": "3", "mask_svg": "<svg viewBox=\"0 0 264 264\" xmlns=\"http://www.w3.org/2000/svg\"><path fill=\"white\" fill-rule=\"evenodd\" d=\"M211 3L216 4H224L225 6H230L232 4L239 5V7L232 8V12H248V13H256L259 14L260 21L264 22V3H261L259 6L255 7H248L245 8L241 4V0H210ZM149 4H154L157 7L153 9H149L146 6ZM126 9L129 10V14L131 13H139L142 10L147 11H160L163 15L157 19L154 17L147 18V22L151 25L149 28H144L143 32L141 33H131L127 32L125 35L128 36V40L126 43L119 44L117 47L124 49L125 51L112 53L111 57L120 60L121 62L126 61L127 59L131 58L133 55H136L140 49H142L146 44L152 41L157 36V29H162L164 34H170L169 40L171 43H177L178 37L181 31H188V29L184 28L181 24L174 22V17H181L182 14H193V13H201L203 10L210 8V3H201L195 4L189 7H183L180 4L176 3L175 0H126V3L123 5ZM7 14V11H5ZM32 15V13H29ZM55 15V14H53ZM120 15H124V13H120ZM47 19H51V17H47ZM112 19V17H109ZM145 22V18L141 17L139 20L140 26H143ZM203 22V21H201ZM223 25H216L212 29V31H217L220 28H223ZM244 27V25H241ZM117 31H120L117 29ZM231 32V35H228L226 38L221 40H214L212 41L211 47L213 50L219 54L221 49L227 50L228 45L233 41H238L241 38H245L249 35H254L256 39L252 43H245L241 45L243 49H255L257 47H264V28L257 29L254 32L245 28L244 31L232 32V29H228ZM167 46V45H165ZM200 47H204L201 45ZM237 51L239 52L240 49L238 48ZM200 57L196 58V61H199ZM254 62H260L264 64V54L252 56L248 58ZM220 61L218 60L217 63ZM223 62H235L234 55L233 56H225L223 57ZM198 67H202L210 73V76L207 78L208 82L210 83L213 78H222L224 83L216 84V89L221 93H227L229 90L232 89V85L234 82H239L244 86H250L254 89H259L260 91H253L251 93H240L236 91L231 92L232 98L236 99V104L234 107L241 109L240 115H233L231 116V121L229 122L228 119H220L217 118L213 121L207 114L206 111L192 113L189 112V116L195 115L197 121L202 122L203 130L197 133L200 137H205L207 135H227L229 140L226 141L232 148L233 151H225L222 150V145L220 141H213L211 147H201L199 143L196 144L197 152H203L204 159L209 162L211 166H221L224 169V173L222 175L217 176L218 180H223L229 184H236L237 180L235 177L237 176V170L239 172V179L242 183H249L251 189H256L257 185L260 186V190L264 191V179L254 180L255 177H264V171H257V168H264V149L257 150L256 148L252 147L256 141L253 139V133L246 128L237 127L235 122L244 121L246 119H250L253 123L257 126L264 128V117H257L254 116L253 110L258 108H264V98H260L264 96V71L257 73L255 68L253 67L252 63L246 65L244 70L242 71H229L225 68L215 67L214 64H203V65H195ZM95 67V65L93 66ZM194 65L190 64L187 65L185 68L181 69L180 73H171L170 75H179L181 73H188ZM251 69V71H249ZM162 77H156L157 80H160ZM136 79H147V78H140L137 77ZM193 78L189 77V81ZM196 80L201 82L205 81V77L199 76L195 77ZM165 87H168L165 85ZM200 88L197 87L196 91H199ZM241 95H251L257 97L256 100H243L241 101L239 97ZM175 98V97H174ZM186 100L193 99L192 93L185 94ZM143 99V97H137L133 100L125 99V103L134 104L139 103V101ZM207 103L213 107H222L217 105L214 100H208ZM233 111V108H228L224 111L219 112V117H227L230 112ZM180 107L176 108V116H181ZM172 127L179 129V124H173ZM259 141L264 143V131H261L258 134ZM150 143L156 144L159 143V139L153 140ZM239 147L240 152H236L235 149ZM191 151V149H189ZM241 153L245 154V156H256L259 157L255 163L249 166L245 162L237 163L235 160L236 156H239ZM179 155V153H177ZM199 158V157H198ZM251 167V171H247V169ZM205 176H213V172L210 170V167H204L198 169ZM188 179H194V177H188ZM183 187V186H181ZM193 194L188 196H183L181 200H200V197L195 195L197 189L191 190ZM214 193H223L224 189L220 185H216L213 188ZM7 194V193H5ZM252 191H247L244 188H241L239 193L237 194L240 198V201L246 200L247 197L252 196ZM229 196H232V193H228ZM223 199L222 196H217L215 202L209 205L208 200H200L201 203L205 205H209L211 208L216 209L219 213H227L228 220H234L236 218H240L242 221H247L249 224L253 223V216H256L260 221L259 231H256L254 235L251 236V239L247 241H243L240 244L233 245L234 248L240 249L244 246L247 247V251H232L229 253L228 248H220V249H213V251H219L224 253H229L230 258L223 259L222 261H204V264H264V250L257 247V244L264 242V195H257L255 197L256 201L262 205L261 207H245L243 202H237V210H233L231 207H225L221 200ZM233 201H229L232 203ZM141 203L153 204V203H164V201H141ZM35 210V209H33ZM0 211L4 213L9 212H23V208L18 209H10L9 205L4 203L0 205ZM215 232L214 235L220 236L221 233L227 235L228 233H238L240 235L244 234H251L249 227H243L242 229L238 228H231L227 226V221L223 224L214 225ZM134 231V229H132ZM112 235L119 236L117 231H113ZM186 240L191 242L197 243H206L199 236L194 237H185ZM125 241L123 239L117 240V245H123ZM188 251L201 254L202 249L200 247H194L188 249ZM111 255H117L116 251H113ZM139 264V262H137ZM190 264H201V261L197 258L196 255L190 258Z\"/></svg>", "mask_w": 264, "mask_h": 264}]
</instances>
